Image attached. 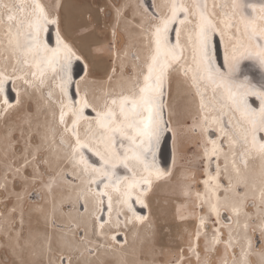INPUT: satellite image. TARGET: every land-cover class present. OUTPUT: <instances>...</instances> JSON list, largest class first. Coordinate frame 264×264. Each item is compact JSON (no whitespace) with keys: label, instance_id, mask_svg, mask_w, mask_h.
Returning <instances> with one entry per match:
<instances>
[{"label":"snow or ice","instance_id":"obj_1","mask_svg":"<svg viewBox=\"0 0 264 264\" xmlns=\"http://www.w3.org/2000/svg\"><path fill=\"white\" fill-rule=\"evenodd\" d=\"M87 2L0 0V264H130L129 225L147 219L135 205L150 210L159 182L175 175L158 165L160 143L175 142L173 122L186 125L193 110L207 166L217 161L194 201L211 243L202 255L197 230L176 264H264V0H111L95 12ZM101 13L115 21L108 47L95 38ZM113 49L119 67L99 94L82 89ZM45 106L52 120L41 124ZM229 155L237 177L261 161L258 197L249 200L246 177L221 183ZM182 194L181 219L192 197ZM242 217L243 244L233 235ZM131 264L154 259L141 249Z\"/></svg>","mask_w":264,"mask_h":264},{"label":"rangeland","instance_id":"obj_2","mask_svg":"<svg viewBox=\"0 0 264 264\" xmlns=\"http://www.w3.org/2000/svg\"><path fill=\"white\" fill-rule=\"evenodd\" d=\"M130 2L134 3L135 0H130ZM155 2H161V0H155ZM106 4L110 5L111 0H88V2L82 6L91 7L92 11L95 12L97 8H104ZM80 7L81 5H74L72 3H69L67 5V10L78 11ZM99 20L100 29L97 30L95 38L99 39L102 46L108 47L114 42V38L112 37L113 29L111 25H113L115 21L107 13H101ZM126 42L127 38L122 31L120 40L118 42L119 47L123 48ZM115 59V49H113L112 54L106 53L102 60L96 62L95 70L93 72V75L90 77L92 92H96L97 94H99L100 88L102 86H105L102 83L107 81L104 80V76L107 74L110 67L113 66L114 62L116 66L119 67L120 62ZM49 73L51 76V72ZM117 77H119V73H117ZM257 79L259 78L257 77ZM45 95H47V90H45ZM36 99L39 100V94H37ZM35 108L36 104L34 102V113ZM193 113L194 110L192 112V115H190L191 117L188 116L186 118V125L182 124L178 126L175 122H173V127H179L180 129L179 137L175 141L174 148L175 159L173 163V170L175 171V175L165 181L160 182L151 199V228H154L157 225L159 229L162 227L160 231L163 230L166 234L164 235L163 239L158 238V241H155V235L152 234V231L150 232V234H148L147 237L140 238V240H138L137 244L134 246L132 252H129L127 254V259L129 260L130 264L134 259L135 253H138L141 249L149 254L150 259H154V264H176V260L179 257L180 251L183 249L185 250V253H187L188 245L190 243H193V236L195 232L197 230L200 231L199 216L202 213L200 212V208L196 207L194 201L196 199L197 191L200 192L201 189H203L202 181L206 178V167L204 164L203 153L201 151L203 147V139L200 137L199 133H197L199 132L198 129L193 131L191 128ZM38 119L41 124H43L46 120L49 121V119H52L51 112L47 109L46 106L44 110L38 115ZM66 119H70L68 121V123L70 124V114L68 117H66ZM58 120L59 110L57 108V123ZM122 171L124 174L123 169L119 170V174L122 175ZM193 176L195 177V179H193ZM184 189H187L191 192L192 199L186 201L189 206V210L183 212L184 218L181 219L176 210L181 203H185V197L182 194ZM251 211L255 213L256 210L251 209ZM64 212L67 213L68 208H65ZM62 218L61 222L66 223ZM243 219L244 218L242 217L241 228L238 230V235L236 229H234V234L242 244L246 243L243 239ZM208 233L209 235L207 237L204 236L200 244L202 255L205 240L207 239V241L211 243L212 224H209L208 226ZM226 238L227 232L225 231V239ZM178 242L181 244H177ZM219 254L221 257L224 255L223 244L219 246Z\"/></svg>","mask_w":264,"mask_h":264},{"label":"bare ground","instance_id":"obj_3","mask_svg":"<svg viewBox=\"0 0 264 264\" xmlns=\"http://www.w3.org/2000/svg\"><path fill=\"white\" fill-rule=\"evenodd\" d=\"M8 2H12V0H8ZM165 0H161V2H157V3H164ZM211 2V0H209V3ZM221 2H223V0H221ZM113 31V30H112ZM111 37V36H110ZM113 37V36H112ZM173 41H174V33H173ZM53 46H54V41H53ZM222 47H223V44H222ZM223 51H224V48H223ZM224 53V52H223ZM116 57V55H115ZM116 60V59H115ZM112 72V67H110L109 71L107 72V74H110ZM107 74L104 76V80H107ZM49 76H50V73H49ZM257 77L259 78V76L257 75ZM80 78V77H79ZM77 78V80L79 79ZM90 77L88 79V82L86 85H83L82 84V89L83 88H87V90L89 91V93L91 94L92 91H91V82H90ZM90 98H91V95H90ZM86 113L87 114H91V115H94V113H91L90 110H86ZM195 115V111L193 113V116ZM191 117V116H190ZM165 118L167 119V112L165 113ZM52 120V119H51ZM51 120L49 119V123H51ZM70 119H68L69 121ZM190 122V120H189ZM173 126V125H172ZM197 130V129H196ZM199 130V129H198ZM199 133V132H197ZM216 133H213V138L216 137ZM197 138V137H196ZM204 140H203V144H204ZM200 143V142H199ZM212 145L211 144H208V148L211 149ZM175 142L173 141V162H172V168L171 170H173V163H174V159H175ZM224 151H227V144L225 143L224 146ZM202 153H203V147L201 149ZM203 158H204V164H205V167H207V171L208 172H211L212 175H215L216 174V165H217V161L215 159V157L212 158V162H211V165L210 167H208V161L206 160V158L204 157L203 155ZM219 164H220V171L223 173L224 172V164H225V160H224V156L221 155L220 156V159H219ZM232 157L231 155H229L228 157V171L227 173H225L221 178V183L225 186H227L228 184V180H229V177H231L233 183L235 184L238 180L246 177L247 178V182H248V189H247V192H248V195H249V200L251 201L253 196H257L259 195V187H260V168H261V161L259 160H250L249 161V164H248V168L247 169H244L243 168V165H240L241 167V176L240 177H237L235 172H233L232 170ZM159 165V164H158ZM160 167V166H159ZM161 168V167H160ZM162 169V168H161ZM122 175H123V171H122ZM168 179V178H167ZM165 179V180H167ZM163 180V181H165ZM162 182V181H161ZM160 183V182H159ZM201 183V182H200ZM199 184V183H198ZM203 184V183H202ZM200 188V187H199ZM202 188L201 189V193H203L205 191L204 189V184L202 185ZM238 191H245V189L243 188V186L241 185V187L239 189H237ZM195 196V195H194ZM192 199V197H191ZM70 206H66L65 208H69ZM136 207V210L139 214L143 215V216H146L147 219L143 222H134L132 225H129V229H128V233H127V248H126V252L127 254L129 252H132L134 246L137 244L138 240H140V238H145L148 236V234H150V232L152 231V234L155 235V241H158V238H164V235L166 234L163 230L160 231V229H162V227L159 229L157 227V225L154 227V228H151L152 224L150 222V219H151V216H152V210L148 209V208H143L141 207L140 205H135ZM200 212H201V209H200ZM196 213V212H195ZM202 213V212H201ZM223 216L226 217V215H228V213H222ZM72 216H76V213L72 212ZM200 217V216H199ZM105 219L107 218V213H105ZM66 223H69L68 221V217L67 215L63 216L62 218ZM121 219H123V217H121ZM215 218L213 217V220ZM200 224V222H199ZM74 226V225H73ZM157 227V228H156ZM234 229H235V225L233 226ZM243 228V227H242ZM155 229V230H154ZM200 231H201V239H200V244H201V241L204 237V229L203 228H200ZM225 231L227 232V229H225ZM234 235V238H237V236L233 233ZM121 237H118V239H120ZM162 242V240H161ZM195 241L193 240V243ZM177 244H181V243H177ZM221 246V245H219ZM218 246V247H219ZM140 251V250H139Z\"/></svg>","mask_w":264,"mask_h":264},{"label":"water","instance_id":"obj_4","mask_svg":"<svg viewBox=\"0 0 264 264\" xmlns=\"http://www.w3.org/2000/svg\"><path fill=\"white\" fill-rule=\"evenodd\" d=\"M54 35V32H53ZM220 60L223 61V47L222 43H219V38L217 37ZM84 73L81 71L80 66H74V79L79 78ZM158 164L162 169L171 170L173 162V138L169 134L166 139H163L160 143L159 150L157 153ZM227 217V215H226Z\"/></svg>","mask_w":264,"mask_h":264}]
</instances>
